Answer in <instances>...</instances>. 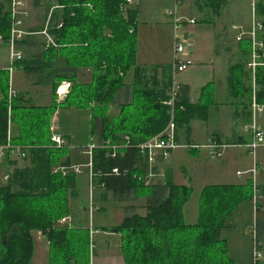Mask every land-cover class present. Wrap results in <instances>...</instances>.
I'll use <instances>...</instances> for the list:
<instances>
[{"label":"trees","instance_id":"trees-1","mask_svg":"<svg viewBox=\"0 0 264 264\" xmlns=\"http://www.w3.org/2000/svg\"><path fill=\"white\" fill-rule=\"evenodd\" d=\"M58 4L64 6L60 22L61 27L55 23L48 25L52 35L57 41L68 40L69 47L83 50L81 53L86 59L89 51H98L103 48L106 58L109 60L108 67L113 66L109 73L100 74V88L94 91V101L98 104H111L116 98L118 89L117 75L129 68H134L136 83L139 90L147 94L150 105L148 112L142 119L131 123L133 130L130 131L129 142L119 136H114L113 142L104 140L105 119L93 115L92 134L98 138L96 146L92 151V176L94 182L104 187L107 192L112 193L118 201L138 199L140 191L148 189L145 195L146 213L141 215L135 210L126 212V217L120 225L110 229L111 232L121 235L123 253L126 264H234L230 259L225 241L222 239L221 230L225 220L237 211L240 203L253 199L251 181L245 184H223L209 185L203 189L199 201V218L195 224H187L184 220V206L192 196V187L176 184L169 173L162 183H149L145 178L148 173L149 163L146 156L141 152L140 144L161 133L170 123L172 111L176 124L177 140L180 127H185L187 136L191 133L190 122L193 119L206 120L209 116V105L191 104L188 99L189 87L180 85L178 96L174 106L168 104L170 101V89L172 84V66L164 65L162 76L154 78L148 76L144 67L138 66L136 24L138 8L135 3L126 5L125 0H57ZM215 14L222 10V0H213ZM126 5V9L123 6ZM53 12L50 17H57ZM125 14V16H124ZM258 14L263 17L264 4L258 5ZM10 15L7 16L4 8L0 5V33L4 42L10 37ZM110 30L111 36L106 33ZM130 30H132L130 32ZM51 33H49L51 35ZM54 38V39H55ZM264 42V41H263ZM48 46V45H47ZM55 46V45H53ZM49 47L45 51L55 50ZM57 46V44H56ZM89 51L86 52L87 48ZM264 51L260 53V61L264 63ZM98 57L97 55H94ZM54 55L51 54L50 58ZM23 60V59H22ZM20 60V61H22ZM18 61V62H20ZM17 63V62H16ZM13 64V67L16 65ZM28 74L38 72L41 67H53L52 62L44 61L42 57H35L28 63ZM66 63V70H69ZM244 63L239 61L233 67L228 82L234 93L236 83L234 73H240L243 78V90L248 101L252 100L254 91L259 103H264V66L259 65L255 71V83L257 90L252 89L249 74L244 72ZM56 69V67H55ZM58 71L61 68H57ZM31 70V71H30ZM120 70V71H119ZM56 71V70H55ZM117 72L116 74H113ZM5 77L6 82L1 78ZM98 79V78H97ZM100 80V79H98ZM58 86V85H57ZM55 87V91L56 88ZM9 88V76L0 71V92L4 98H0V145L7 144L9 124L12 119L10 107L14 112V120L17 117L15 110L25 105L23 95L18 97V103L9 104L6 92ZM87 88V87H86ZM78 93H84L85 88L77 87ZM79 95L70 93L65 101L66 106L77 103ZM83 96H81L82 98ZM29 102V100H28ZM75 103V104H76ZM55 105V103H54ZM36 117L31 120V127L35 137L29 143L23 140V135L11 138L12 145H20V153H24V160L28 165L24 167L6 168L7 180L0 184V264H31L33 256L32 230L46 229L49 241L54 245L68 247V237L65 235L68 228H55L52 225L57 218L56 214L50 215V221L46 224L41 214L44 209L58 213L66 208L67 191L72 196L77 194V177L74 171L55 170V154L67 149L65 146L57 147L50 138V145L40 143L42 131L39 129L44 123L40 112L42 107L29 104ZM76 106V105H75ZM78 107V105L76 106ZM52 106L46 108L53 110ZM249 122L252 121V111L249 112ZM34 117V116H33ZM50 116L45 121L46 129H50ZM39 119V121H37ZM130 124V123H129ZM19 128V127H18ZM10 131H12L10 129ZM37 133H39L37 135ZM46 134V132H44ZM16 136V135H15ZM126 144L127 147L119 148L118 145ZM98 143V144H97ZM114 143V146H113ZM19 153V152H15ZM72 156L59 165L65 168L72 167ZM15 164L14 161L10 164ZM2 163H0L1 165ZM9 164V165H10ZM11 164V165H12ZM117 170V171H115ZM143 176V178H140ZM147 183V184H146ZM259 196L264 197V186L259 188ZM61 194V196H60ZM43 201H57L52 206H43ZM257 212L261 210V204L257 202ZM257 235L259 239L264 237V221L256 219ZM16 228V229H14ZM262 248V246H260Z\"/></svg>","mask_w":264,"mask_h":264},{"label":"crops","instance_id":"crops-1","mask_svg":"<svg viewBox=\"0 0 264 264\" xmlns=\"http://www.w3.org/2000/svg\"><path fill=\"white\" fill-rule=\"evenodd\" d=\"M21 1L23 2V10L26 8V6L29 9H26L28 14H26L23 18V29L27 33L29 32V34H26L21 40L18 41V48L22 52V48H27L29 51L28 55H30L31 53L35 52L36 49H38L37 43H45L47 41V37L43 32L48 29L49 33H51V28L50 30L48 28L49 23L52 25L59 23L61 20V17H56L55 20L53 18V21L51 20L50 22V17L55 10H57V13L59 10L62 11L64 6L59 5L57 0ZM44 1L46 2L44 3ZM188 1L190 0H136L135 6L138 8L136 24L138 57H136V61L137 65L144 67L146 69V73L154 78V80L156 75L158 77L159 74V78L162 76V68L160 66L172 65L174 56L175 32L173 33V30L171 31L170 29L172 17L169 15V12L176 7L178 2L179 12L184 18H186L181 26L182 37L185 39L187 36L186 31H192V29L194 30L196 24H206L208 29L212 27L215 29L218 26V31H212L210 41L213 43L210 48H205V43L202 40L198 52H196L192 47L188 48L190 56L194 55L196 64L190 72L183 76L181 80H178L180 85H187L189 87L188 99L191 104H205L210 106L209 116L206 120L193 119L190 122L191 133L188 136L185 133L186 128L180 127L178 131V139L180 144L195 143L203 145L206 144L211 138H216L231 144V146L226 149L222 159H218L221 161V168H218V178H228L229 181L218 182V185H240L251 181L255 188V192L253 199L240 203L237 211H235L225 220L224 226L221 230V236L225 241L227 253L234 264H252L251 228L254 224L256 225L255 217H261L260 215L262 214L264 208L262 203L264 197L259 196L258 189L260 186H264V170L262 169L254 175L248 172L242 176H239L238 172H247L254 168L256 164L260 167H264V145L254 152L250 151L246 147V145L251 141L252 136L250 133L245 131V127H243L242 124H244L243 122L246 119L249 121V112L252 110L249 108V101L248 108L246 107L247 103L245 105H241V109L238 110L233 107L238 102V98H236V92L234 91L233 93L230 89L231 86L228 82V79L230 74H233L232 72H234L233 67L238 64L239 61H243L245 65L244 72L248 74V78L249 74L252 77L251 87L253 90L256 87V69L252 68L254 60L252 42L249 39L247 40V44H249V46L251 45V50H247L246 48L242 50L240 43L243 40L240 43L236 40V31L233 29L234 25H240L242 27L246 26L247 28L252 21L253 13L250 16V13L248 14L247 11L245 22H241L236 18V12L238 8H231L229 7L228 3V5L221 10L220 16L214 14L217 17H209L202 11V8L194 6L193 0L191 1V5L193 7ZM10 3L11 0H8V11L10 8ZM0 5L5 7L4 0H0ZM190 18L197 19V22L194 26H191L187 21ZM261 21L263 22V20ZM166 24L168 25L167 28L164 26ZM140 27L142 28L141 32L139 29ZM263 34L264 29L258 34V41H264V36H261ZM51 36L54 38L52 33ZM207 40H209V38H207L206 41ZM30 48L36 49L30 51ZM164 50L169 52V57L167 60H163ZM261 51L262 50L259 52ZM28 55L25 57L24 54L23 60L17 62L15 65L16 67L14 66L13 69L12 63L10 66L0 65V71L6 72L9 76L10 87L15 91L16 94L21 93L24 97V92H30V86L36 87L35 85L29 83L30 74H28L27 71L29 69L28 63L34 60L37 56H30V58H28ZM38 56L44 59L43 56ZM18 71H20L21 75L23 76L21 81L22 83L20 82L19 84L21 86L20 88L11 83V74L15 75V73ZM60 71H65V69L62 67ZM235 73H237L238 76L241 75L237 71ZM62 89L65 88L63 87ZM39 91L40 90H38V92ZM35 94H37V92ZM241 95H243L247 102V98L243 89ZM67 96L65 98L60 97L59 99H64L66 101ZM39 97L40 95H38V98ZM41 102L47 103L46 101ZM261 115L262 116L259 120L261 123H259V125L264 132V112H262ZM220 120L224 126H218V121ZM196 125L200 128L204 127V129L208 131L206 138L199 137L200 134L196 131ZM92 126L93 112L90 109L78 108L76 106L60 108V110L56 111L55 115L50 118L51 140L55 133L61 135L66 141L64 146L70 151L71 156L75 154L78 157L84 152L85 149L90 148V159H92V151L96 146H98L94 144L95 147L91 148V145L96 142V137H94L92 134ZM18 132V126H15L14 134L16 135ZM9 133H11V131H9ZM9 133L8 138L11 139L12 136ZM10 145H12L11 142ZM124 145L125 144L120 143L118 146ZM12 146L18 147L14 145ZM188 151L193 156V158H190L191 161L196 163H211L210 161L215 160L209 156L207 150L202 151L201 149H188ZM15 152H19V150H4V156L1 159L2 164L0 165V184H3L7 180V175L5 174L7 167L10 166L9 168H15L28 165L27 162L23 166L20 160L22 157L19 156V153L17 154ZM171 155H173V152ZM12 161H14L15 164L11 163V165L10 162ZM157 162L155 167L152 169L149 165L148 173L145 176L149 183H153L154 180H156V182H154L155 184L162 183L165 181L166 176L169 173H172L173 181L176 184H180L177 183V175H175L179 173L180 166H172V162L169 161V158L166 160L159 158ZM245 162L247 163L245 164ZM178 163V161H175V164ZM72 164V166L76 165V163ZM90 165V180L92 186L91 199L93 200V205L90 210L92 216L90 217L91 225L89 228L91 233H89L90 236H92L93 233L94 237L100 238V243H98L96 240L93 242V254L90 257V264H126L121 235L119 233L109 231V228L111 226L120 225L123 219L126 217V212L131 210H135L137 213L144 215L146 213L144 208L146 197L142 206L143 212L135 209L134 207L136 206H127L125 202H130L129 200H117L118 206L116 207L118 210H120L119 215H121V217H119L118 220L113 219L111 216L113 213L110 211L107 205L109 196L113 195L112 193L107 192L104 187L94 182L92 176V163H90ZM62 168L64 167H60L58 169L62 170ZM184 168L185 167L183 166V169ZM58 169L55 168V170ZM186 172L187 171H185V174H187ZM77 174L79 175H77L78 188L83 185L86 186L85 179H83L84 174ZM140 178H143V176H140ZM181 185H185V183H181ZM257 202L261 204L260 212H257L256 210ZM256 214L258 215L256 216ZM198 218L199 213L196 215V219L191 224H195L198 221ZM82 228L88 230L87 224L86 227ZM263 240L264 237L259 239L261 246L263 245ZM261 250L264 255L263 246ZM260 264H264V257Z\"/></svg>","mask_w":264,"mask_h":264},{"label":"rangeland","instance_id":"rangeland-1","mask_svg":"<svg viewBox=\"0 0 264 264\" xmlns=\"http://www.w3.org/2000/svg\"><path fill=\"white\" fill-rule=\"evenodd\" d=\"M10 1V0H9ZM185 1V0H183ZM191 1L190 5H191ZM46 1H44L45 3ZM187 2V3H188ZM12 3V0H11ZM10 3V8H11ZM194 6L202 8V11L206 13L209 17H217L215 16L214 7H213V0H193ZM223 7H226L229 3V7L231 8H238L236 12V18L240 20L241 22H245L246 20V12L248 11V14L250 13V16L253 12H255L256 16L259 17L261 20H263V17L259 16L258 14V5L264 4V0H222ZM5 7L4 10L7 14V16L10 15V8L8 11V0H4ZM4 6V5H3ZM192 6V5H191ZM193 7V6H192ZM29 10L26 6L24 9V12L28 14L27 10ZM57 14V17L60 18L63 15V11L59 10L57 13V10L54 11ZM168 14V12H167ZM219 15L220 14H216ZM125 16V14H124ZM179 16L183 17L180 12ZM183 21L186 18H182ZM191 19V18H190ZM197 22V19H196ZM166 28L168 25H164ZM206 24H199L195 25V28L192 33L187 34L186 39L181 36V39L184 44L190 43L191 45L189 47H192L196 52H198V49L200 47L201 40L205 43V48H210L212 45V41H210V37L212 36V31L215 30L218 31V26L214 29L207 28ZM246 28V26L244 27ZM43 29V28H41ZM140 32L142 31V28L140 27ZM171 31L174 30V24L173 21L170 25ZM132 30H130L131 32ZM106 33L111 36L110 30H106ZM172 34V33H171ZM182 33H180L181 35ZM54 36V35H53ZM261 36H264L261 35ZM47 37V36H46ZM55 38V36H54ZM209 38V40L206 41V39ZM47 40V39H46ZM248 39L245 38L240 45L242 46V50L246 48L247 50H251V45L249 46ZM45 42V41H44ZM55 43L57 46L48 45V41L45 43H37L38 49L36 48H30L31 50H35V52L28 55L29 51L27 48H22L23 52L22 55L25 57L28 55V58L30 56H38L41 55L44 57L43 60L52 62L53 67L44 68L41 67L38 72H35L30 75V81L29 83L34 86H30L29 93L28 91L24 92L26 101L25 105L21 103V107H19L18 110H15V115L17 116L14 120V112L10 107V124H9V131L12 130L11 133H9L13 138H18L19 135H23V140L18 139V141H23L26 143H29L32 138L35 137V132L31 127V120L36 117L34 113L37 111H34L33 109L28 106L29 104H32L37 107H42L44 112H40V117L44 125L42 127H38L39 129H45L42 131V134L44 136H41L40 143L44 145H50V129H46L45 121H47V116L49 117V120L51 117H53L56 113V111L60 110V108H68L69 106H66L64 99H59L60 97L65 98L67 95L73 92V94L79 95V97L74 98L77 99V103L73 102V106H77L78 108H88L93 112V115L96 117L105 119V133H104V140L107 142H113L111 140H115L114 136H119V138H125L128 134H130V131L133 130V125L131 123L135 120H141L144 114L148 112L149 103L148 100L149 97H147V94L139 90V86L137 85L135 79V71L133 67H136V65H132L133 67L129 68L127 71L119 72L117 75L119 76L120 80H118V89L116 91V98L114 99L113 103L108 104H98L94 101V91L96 89L100 88L101 83L104 81H101L100 74H103L104 71L107 73L112 70L111 67H108L109 60L106 58V51H104L103 48H99L98 51L94 52L93 48L90 49L87 48L86 52L89 51V56L86 55V59H84V55L81 53L83 50H76L74 48L69 47L68 40L63 39L60 41H57L55 38ZM51 48L52 46L55 47V50H49L48 52L45 51L48 46ZM245 46V47H244ZM247 46V47H246ZM138 47V46H137ZM188 47V48H189ZM258 49V47H256ZM51 54L54 55V59H51ZM94 55H97L98 57H95ZM137 57H138V50H137ZM169 57V52L164 50L163 60H167ZM193 59L194 64L190 66L187 70L178 73V80H181L183 76H185L188 72L192 70L194 65L196 64V61L194 59V55L190 56ZM140 59V57H139ZM261 59V58H260ZM260 59H257V62L260 61ZM66 63L69 65V70L65 71H58L57 68H66ZM254 63V62H253ZM11 60H10V48L7 42H1L0 43V65H6L10 66ZM261 65L264 66V63ZM259 66V65H257ZM255 67V69L257 68ZM1 67V66H0ZM12 67V66H11ZM16 67V66H15ZM56 67V69H55ZM14 67H12L13 69ZM11 69V68H10ZM11 69V70H12ZM56 70V71H55ZM31 71V70H30ZM120 71V70H119ZM117 72H114L113 74H116ZM149 76V75H148ZM100 80H98V79ZM235 83H236V98H238V102L233 107L238 109H241V105H245L247 103L248 108V100L246 102L245 98L242 94V85H243V78L238 76L237 73H234ZM23 76L21 75V72L18 71L15 73V75L11 74V83L16 85L17 87H21L19 84L22 81ZM1 81L4 83L6 82V78L2 77ZM22 83V82H21ZM58 85V86H57ZM56 91H55V87ZM85 88L84 93H78L77 87ZM65 88L61 90L62 88ZM87 87V88H86ZM257 90V86L255 87ZM254 88V90H255ZM38 90H40L38 92ZM37 92V94H35ZM238 92V93H237ZM63 93V94H62ZM7 100L9 101L8 106L12 103H18V97H20L22 94L18 93L16 94L15 91L10 87L8 88V91L6 92ZM38 95L40 97L38 98ZM81 96H83L81 98ZM0 98H4L3 93L0 92ZM29 100V102H28ZM46 101L47 103L41 102ZM53 104V110L47 111L48 114H46V108L52 106ZM55 103V105H54ZM76 103V104H75ZM51 104V105H49ZM252 100L249 101V108L252 110L251 107ZM72 106V107H73ZM264 112V111H263ZM39 113V112H37ZM34 116V117H33ZM261 114L258 117V124L261 118ZM246 119V118H245ZM39 121V119H37ZM218 126H224L222 125V121H218ZM248 119H246L242 124L243 127L247 126ZM52 123V120H51ZM130 123V124H129ZM250 123V122H249ZM248 123V124H249ZM133 124V123H132ZM197 124V123H196ZM198 125V124H197ZM196 125V131L200 134L199 137L206 138L208 135V131L204 129V127H197ZM240 124V126L242 127ZM15 126L19 127V132L14 134ZM260 126V125H259ZM46 132V134L44 133ZM205 132V133H203ZM39 133H37L38 135ZM95 141H99L98 138L95 139ZM121 143V142H120ZM96 145L94 142L92 145ZM98 144V143H97ZM7 145V144H6ZM5 146V145H3ZM18 147H21L20 145H17ZM16 147V148H18ZM15 148V149H16ZM229 148V147H228ZM8 149H14L12 145L10 147L6 148ZM202 151H205V148H201ZM20 151V150H19ZM173 155L169 157V161L172 162V166H180L179 167V173L175 174L177 183H185V185H188L192 187V196L188 200V202L184 206V220L186 223H193L196 219V215L199 213V201L201 197V193L203 192V189L206 186L209 185H218V182L222 181H229L228 178H218V168H221V161L212 160L211 163L205 162L204 164L196 163L194 161H191L190 158H193V156L189 153L187 148H184L182 146L176 148L172 151ZM254 152V151H253ZM55 154V161L56 163V169L60 168L59 166L66 158L67 156H71L70 151L68 149H65V151H60ZM172 154V153H171ZM21 155V154H20ZM19 155V156H20ZM22 156V155H21ZM74 161L72 163H76L75 167L79 168L80 172L74 171L77 180H78V174L77 173H83V179H85L86 186H81L78 188L77 186V196L74 197L71 195L70 190L67 192V198H66V208L63 211H59L58 213L51 212L47 209L43 210V213L41 214L43 220L47 224L50 219V215L56 214L57 218L55 219L54 224L52 227L55 228H68L66 229L65 235L68 237V247H63L61 245H54L53 241H49V234L46 232V229L42 228L40 230H32V239H33V256L31 258V264H90V257L93 254V242L96 240L98 243H100V238L94 237L93 233L92 236H90V217L91 215V208L93 205V200L91 199V180H90V174H91V149L87 148L84 150V152L79 155L78 157L73 154L72 155ZM20 158V157H19ZM159 158H162L161 156H157L156 161L150 165L151 169L155 167L156 162ZM163 159V158H162ZM22 165L24 166L27 162H29L27 159L24 160L23 158H20ZM166 160V159H164ZM175 161H178V164H175ZM250 161V159H249ZM158 163V162H157ZM247 162H245L246 164ZM78 165V166H77ZM183 166L185 167L183 169ZM242 167V166H240ZM59 170V169H58ZM187 171L185 174V171ZM185 174V175H184ZM251 174V173H250ZM78 175V176H77ZM244 175V174H243ZM172 176V173H171ZM238 176V175H237ZM173 179V176H172ZM175 179V178H174ZM156 182V180H154ZM153 182V183H154ZM255 188L252 187V195H254ZM148 189H142L140 191L141 196L138 199H134V196L132 195L133 200H129L130 202L126 201V205L130 207H134L135 209H138V211L143 212V203L145 200V195L148 194ZM61 196V194H60ZM143 198V199H141ZM132 201V202H131ZM57 202V201H55ZM54 201H43L42 205L52 206L55 204ZM264 206V200L262 201ZM132 204V205H130ZM108 208L113 213L111 216L113 219H117L121 217L119 215L120 210L117 209V200L113 196H109L108 202H107ZM123 212V211H122ZM260 212V211H259ZM258 214H256L257 216ZM261 221H264V208L262 211V214L260 215ZM65 219V221H63ZM255 219H257L255 217ZM254 219V220H255ZM69 221V222H66ZM256 221V220H255ZM254 221V222H255ZM64 223V224H63ZM86 224L88 226V230L83 229L82 227H86ZM115 226H111L109 228V231L111 228ZM16 229V228H14ZM90 232V233H89ZM48 235V236H47ZM263 247H264V240H263Z\"/></svg>","mask_w":264,"mask_h":264},{"label":"built area","instance_id":"built-area-1","mask_svg":"<svg viewBox=\"0 0 264 264\" xmlns=\"http://www.w3.org/2000/svg\"><path fill=\"white\" fill-rule=\"evenodd\" d=\"M136 0H125L126 5H130L135 3ZM126 5L123 6V9H126ZM26 13L23 10V2L21 0H12L11 8H10V37L7 40V44L10 46V59L12 65L23 59L22 51L18 48V41L21 40L27 33L23 29L24 24V16ZM169 15L172 17V21L174 24L175 30V44H174V56L172 62V84L170 89V101L168 104L174 106L176 98L178 96V91L180 89V84L177 79V75L180 72L187 70L190 66L194 64L193 59L190 57L188 47L191 45L188 43L187 45L183 43L180 33H182L181 26L184 23L182 17L179 16V2L174 9L169 12ZM191 26L196 24V19L191 18L187 20ZM63 25L62 22L58 24V27ZM233 29L236 31V40L238 42L244 40L245 38L249 39L253 45V64L252 68L255 69L257 65H261V62H257V59H260L259 51H264V42L258 41L257 37L260 32L264 29V24L260 20L259 17L256 16L255 12H253L252 21L247 28H244L240 25H234ZM193 32L191 30L186 31L187 34ZM43 33L47 36L48 45H55V39L49 34L48 29H46ZM4 42V38L0 33V43ZM258 47V49L256 48ZM264 54V52H263ZM255 92V91H254ZM63 94V93H62ZM252 121L247 124L245 127V131L250 133L251 141L246 145V147L250 151H256L262 145H264V132L258 124V117L264 111V105L257 101L256 95L254 93L252 99ZM125 139L129 142V137L126 136ZM52 141L56 144L57 147H62L66 144L65 139L59 135L54 134L52 136ZM184 147L189 150H199L201 148H205L208 151L209 156L212 159L217 160L218 158H222L225 154V151L228 147L231 146L228 142H223L216 138H211L208 140L206 144L200 145L195 143H186L180 144L177 140V132H176V124L174 121V111H172V117L170 123L167 127L156 136L148 139L145 143L140 144L141 152L146 156L149 165L156 161L157 156H161L163 159H167L170 157L173 150L178 147ZM10 147V138H8L7 145L0 146V163L1 159L4 156V150ZM95 147V145H91V148ZM119 148H125L127 145L118 146ZM16 147H14L15 149ZM20 150V147L16 148ZM21 157H24V153H20ZM264 170V167H260L257 164L251 170L247 172H238L239 176L246 174L248 172L253 175L256 174L260 170ZM64 171H76L78 172L80 169L72 166L71 168H62ZM78 170V171H77ZM117 171V170H115ZM80 172V171H79ZM8 176H6L7 178ZM64 224V223H63ZM251 236H252V264H260L264 255L261 250V244L257 235V228L254 224L251 228Z\"/></svg>","mask_w":264,"mask_h":264},{"label":"bare ground","instance_id":"bare-ground-1","mask_svg":"<svg viewBox=\"0 0 264 264\" xmlns=\"http://www.w3.org/2000/svg\"><path fill=\"white\" fill-rule=\"evenodd\" d=\"M63 90V89H62ZM263 105H264V103H263ZM63 221H65V219H63Z\"/></svg>","mask_w":264,"mask_h":264}]
</instances>
